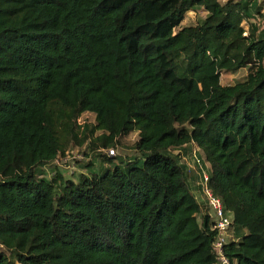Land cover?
<instances>
[{"label":"trees","instance_id":"1","mask_svg":"<svg viewBox=\"0 0 264 264\" xmlns=\"http://www.w3.org/2000/svg\"><path fill=\"white\" fill-rule=\"evenodd\" d=\"M263 7L0 0V264H217L213 219L171 153L189 144L199 184L206 172L233 214L230 264H264ZM197 8L206 17L176 32ZM131 133L130 157L106 150L77 180L42 172Z\"/></svg>","mask_w":264,"mask_h":264},{"label":"rangeland","instance_id":"2","mask_svg":"<svg viewBox=\"0 0 264 264\" xmlns=\"http://www.w3.org/2000/svg\"><path fill=\"white\" fill-rule=\"evenodd\" d=\"M217 1L220 4H223L227 0ZM206 15V11L200 8L188 11L185 14V17L180 26L176 28L175 31L179 32V30L186 26L195 27L198 23L201 22V20L206 17ZM241 25L245 29H247L246 22H242ZM246 73V68H241L234 72L222 71L220 75L221 84L228 85L240 81L246 76ZM78 122L79 124H95L94 114L85 112L80 116ZM137 138V133H131L130 135L124 137L121 140L123 144L121 146H118V148H113V155L121 154L124 157L132 156L134 153L130 144ZM108 149L109 148H101L95 152H91L87 150L86 144L82 146H71L68 149V152H66V155L58 157L53 164H49L44 169H42V172L44 176H49L51 175V171L57 170V172L62 174L63 178L77 180V178L81 174H89L90 171L97 170L102 157L101 153H104L106 155V150ZM195 151H197V146L189 144L180 148L172 149L171 153L172 155L177 157L179 164L185 165L190 170L191 173H188L187 171L188 188L192 196H194L195 200L201 204V209L203 210V212L205 214H210L207 201L202 191L198 188V186L200 185L199 174L197 168L195 167L193 158V154Z\"/></svg>","mask_w":264,"mask_h":264},{"label":"built area","instance_id":"3","mask_svg":"<svg viewBox=\"0 0 264 264\" xmlns=\"http://www.w3.org/2000/svg\"><path fill=\"white\" fill-rule=\"evenodd\" d=\"M108 155H113L114 150H107ZM195 154V152H194ZM197 162H199L197 160ZM201 191L207 201L210 215L214 222V229L216 231V239L213 245L215 259L217 264H230L229 258L225 255L224 246L233 239V214L224 209L222 201L215 196L208 186V174L203 172L200 182Z\"/></svg>","mask_w":264,"mask_h":264},{"label":"crops","instance_id":"4","mask_svg":"<svg viewBox=\"0 0 264 264\" xmlns=\"http://www.w3.org/2000/svg\"><path fill=\"white\" fill-rule=\"evenodd\" d=\"M224 1V0H223ZM263 3H264V0H263ZM263 13H264V7H263Z\"/></svg>","mask_w":264,"mask_h":264}]
</instances>
